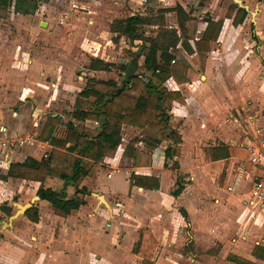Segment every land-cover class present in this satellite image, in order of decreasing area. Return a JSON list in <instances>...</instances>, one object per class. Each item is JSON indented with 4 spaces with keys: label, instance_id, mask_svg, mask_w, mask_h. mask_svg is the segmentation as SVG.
I'll return each instance as SVG.
<instances>
[{
    "label": "rangeland",
    "instance_id": "obj_1",
    "mask_svg": "<svg viewBox=\"0 0 264 264\" xmlns=\"http://www.w3.org/2000/svg\"><path fill=\"white\" fill-rule=\"evenodd\" d=\"M185 1L170 0V3L175 5ZM203 1L199 8L192 0L185 4L187 9H195L194 15L187 19V33L182 35L193 37L197 28H202L201 19L210 15L223 21L218 38L210 42V49L203 59L197 54L186 57L188 81L177 84L172 79L165 81L168 87L183 92L184 101L172 104L169 126L183 133L190 155L195 148L215 141L245 146L247 138L253 145L264 138V0H241L248 6V13L237 26L225 17L228 5L235 3L234 0ZM37 3L31 14L14 12L10 7L0 16V135L14 133L6 129L14 111L23 115L24 120L28 118L29 129L35 127L29 121L35 109L41 115L58 111L68 119L74 96L87 77H112L120 83L119 69L91 71L88 69L90 58L126 63L131 61L138 48L135 45L132 48L123 38L117 43L111 41L110 20L130 13L125 0H37ZM164 3L161 1L157 5ZM165 17L167 25L176 23L173 13H167ZM141 63L140 56L135 71L142 70ZM139 135L138 128H123L122 154L126 146L143 153L150 152L136 142ZM3 150L0 148V155ZM113 153H108L107 160ZM192 159L190 172L179 174L185 179L195 169L194 180H183L189 183L183 201L194 202L189 210V233L196 247L202 250L220 247L218 254L202 253L194 257L184 252L187 239L177 226L174 210L173 214L172 209L159 213L149 197L141 195L127 201L118 193L106 191L105 184L101 187L96 181L88 180L93 194L74 214L79 219L75 225L78 229L84 226L86 232L78 230L75 234L79 254L74 256L72 252L73 261L77 262L81 256L83 246L86 252L78 264H139L140 259L130 249L136 239V230L144 225L150 226L158 239L153 264H236L227 260L230 252L249 257L254 244H264V200L252 202L249 197L255 178L250 173L251 163L241 161L244 171L235 177L239 185L230 193L222 187L216 188L213 173L202 176L197 160ZM130 162L124 156L119 165L129 167ZM4 163L5 160L0 158V170L4 169ZM112 169L106 167L103 172ZM238 171L240 169L236 173ZM174 187L172 185L171 189ZM25 190L12 180L0 181V204L7 201L14 213L18 205L29 199ZM181 203L182 200H176L174 207ZM158 208L162 210L160 206ZM7 219L0 210V264H34L31 260L34 255L39 257L41 264H68L71 261L62 259V252L68 249L59 247L60 240L64 242L69 237H59V229L56 228L53 235L45 232L42 243L37 246L19 233L11 234L9 231H15V227L8 228ZM16 226V229L21 228L20 223ZM70 227L74 228L73 224ZM56 239L60 243L57 244Z\"/></svg>",
    "mask_w": 264,
    "mask_h": 264
},
{
    "label": "trees",
    "instance_id": "obj_2",
    "mask_svg": "<svg viewBox=\"0 0 264 264\" xmlns=\"http://www.w3.org/2000/svg\"><path fill=\"white\" fill-rule=\"evenodd\" d=\"M157 1L144 0L145 10L149 12L147 15L134 13L116 17L108 24L112 42L117 43L122 36L133 46L135 41L141 42L136 46L139 48L143 45L139 55L142 57V70L135 71L128 80H125L128 62L115 63L102 57H91L88 63L89 70L108 72L114 68L119 69L120 83L113 78L87 77L84 86L74 97L66 121L59 114L46 115L37 138L51 146L47 156L40 158L26 156L21 161L9 162L6 171L0 172L1 180L12 177L38 181L40 183L36 190L38 198L46 200L55 215L67 217L86 203L84 196L90 191L82 181L93 176L107 152L115 150L121 144L124 124L139 128L142 140L150 146H157L163 140L169 141L164 149L163 166L168 165L167 159L179 155L182 136L175 128L169 126V111L174 101H184V95L180 89L168 87L165 81L168 79L176 83L188 81L189 63L186 57H179L175 49L180 44L187 54L196 53L203 59L210 49V42L218 38L223 21L210 15L203 17L205 25L202 34L194 39L192 47L187 37L182 35L184 22L191 17L190 11L186 12L180 4L158 7ZM37 6V0H0V16L10 7H13L14 12L31 14ZM165 13L175 15L181 35H178L175 28L166 26ZM247 13L244 7L231 3L227 7L225 17L231 19L233 26H237L243 22ZM151 25L156 27H147ZM147 31L154 32V35H148ZM63 122V135L54 134L55 128ZM125 153L131 157L133 166L151 163L150 155L137 149L126 146ZM247 156L245 146L223 141L200 148V160L205 171H215L220 159H228L230 162L234 157ZM171 167L179 168L176 160L172 161ZM227 173L228 168L224 172V177ZM46 177L61 179L64 184L60 189L46 187L42 184ZM129 184L143 189H157L159 178L132 170L129 173ZM68 185L74 189L71 196L66 192ZM183 187L178 174L176 187L171 194L177 196ZM0 210L7 216L12 213V207L7 201L0 204ZM179 212L185 220L181 230L187 239L183 251L194 257L202 253L217 254L220 247L217 249L210 247L207 250L196 247L189 233L190 221L187 210L180 207ZM23 214L32 222L39 220L38 207L35 204L27 206ZM157 246L158 239L153 231L148 226H142L137 231V239L131 252L139 257V264H153ZM250 254L254 260L233 252L227 255V260L236 264H264V244H254Z\"/></svg>",
    "mask_w": 264,
    "mask_h": 264
},
{
    "label": "crops",
    "instance_id": "obj_3",
    "mask_svg": "<svg viewBox=\"0 0 264 264\" xmlns=\"http://www.w3.org/2000/svg\"><path fill=\"white\" fill-rule=\"evenodd\" d=\"M161 1H164L166 3H164L163 5H157L158 7L174 6V5H172V3H170V0H158L157 3H160ZM125 2H126L127 7L129 8V11H130V13L128 15H131L134 13H140L143 15L149 14V12H147L145 10L146 7L144 5V0H125ZM192 2L195 4L196 8H199L201 6V3H203L204 1L203 0H192ZM207 3L209 4L210 1H207ZM185 4L186 5L188 4V0L185 2H182V3L180 2V5L184 8V10L186 12L190 11V15L193 16L195 8L187 9ZM166 14L167 13L164 14L165 24H166V17H165ZM114 18H116V17H114ZM214 19H216V18H214ZM187 21L188 20H186L184 22L183 33L184 32L187 33L186 32L187 28H188L187 27ZM201 23H202V28H197L193 37H190V36L187 37V40L192 47H194V39L199 38L202 34L205 23L203 22V20L201 21ZM166 26L175 28L177 30L178 35H181V31L179 30L177 22L174 23L173 26H170L167 24H166ZM147 27H156V26L151 25V26H147ZM147 34L148 35H150V34L154 35V33H148V31H147ZM122 38L128 44H130V46L133 48V45L129 42V40H127L124 36H122L120 38V40ZM138 43H141V42L135 41L134 45L136 46ZM176 49H177L176 50L177 52H179V53L181 52V54L183 53L184 57H187L188 55L196 54V53L187 54V52L181 47L180 44L177 45ZM94 72H104V71H94ZM92 76H95V75H92ZM95 77L112 78V77H99V76H95ZM113 79H115V78H113ZM170 88H172V87H170ZM173 103H178V102L174 101ZM171 109H172V105H171ZM35 110L36 111H33V114L30 117L31 119L29 118V121L32 122L31 124L33 126H35L32 128L33 130L29 129V127L27 126L28 125V118H27V121L24 120L23 115L18 114L17 111H14V117L12 118V121H8V123H7L8 128H6V129L9 130L11 133L14 132V133H17L18 135H21V136H31L34 139L31 141V143L30 142L25 143L24 145H21L19 147L13 148V149H4L3 152L1 153V155L3 154V156L0 155L1 156L0 158H3L5 160V163H4L5 167L3 170H0V172H5L9 162H11V161H21L26 156H32L35 158H40L43 156L44 153L47 154L48 151L50 150L51 146L47 142L38 140L37 135L39 134V132L43 126V123L45 121L46 115L48 113L59 114L61 116H62V113L58 112V111H52V112H45L41 115V113L38 111V109H35ZM170 112H171V110L169 111V113ZM170 118H171V113H170ZM170 118H169V121H170ZM63 120L66 121L67 119L63 118ZM36 126H38V127H36ZM125 126L137 128V127L129 125V124H124L122 127V132H123V128H125ZM176 130L182 136V143L179 144V155L174 156L172 159H167L168 165L166 167L163 166V161H164L163 155H164V149L168 145L169 141L163 140L157 146L153 147V146L146 144L142 140L141 133H140L139 137L136 139V142H138V144H143L146 148L150 149L149 153H145V154L150 155V158H151L150 164L142 163L138 166H133L131 164L132 163L131 157L129 155H127L125 153V151L122 154L123 148L121 147V144H119V146L115 150H113L114 153H113L112 157H110V160L109 159L107 160V156H108V153L113 152V151L107 152L106 156L104 157L103 161L100 163L95 174L93 176L84 178V180L82 181V184L85 185L87 187V189L90 191L89 194H86L84 196V198L86 200V203L84 205H86L88 203L90 195L93 194L92 187L90 185H88L87 182H88V180L96 181V184H98L101 187L103 186V184H105L106 191L108 190V192L111 191L113 193H118V195H121L122 198H124V197L127 198V201L128 200L132 201L135 199L136 196H141V195L149 197V199L151 198L150 200H153V202H154L155 211H157L159 213H161V211H165V212L169 211L170 212L172 209L171 214H173V210H174V212L176 213L175 218L178 222L177 226L179 229H181L185 225V220L182 217V215L180 214L179 208L183 207L187 210L188 219L190 221L189 210H190V207H192V205L194 203V202H191L190 200H187L186 202L183 201L184 190H186L188 188V184H189L188 182L184 183V181L186 182V180H190V181L194 180L193 179V177H194L193 172L195 169L193 171H191V174H189L187 176V178L184 179V177L183 178L180 177L182 181L184 180L183 181L184 187H183L182 191L177 196H173L171 194V192L176 187V179H177L178 174H180V176H181L182 172H186V171L190 172V170L192 169V167L189 166L193 162V161H191V160H193L192 158H194L195 161L197 160L196 162L198 165L197 164L196 165L198 167V172L200 171L202 176L207 177V174L209 175L210 173H213V175L216 177V180H217L216 188L218 190H220L221 187L225 190H228L230 193H231V191L236 190V188L239 185V181L235 177L238 175V173H242V171H244L243 168L241 167V161L242 160L248 161V156L246 158L234 157V158H232V160L230 162L228 159H220L218 161V166H217V169L215 171H205L204 166L200 160V148L215 145L218 141H215L212 144L199 146L198 148H195L194 151H191V155H190V151H189L188 147L185 146V142H184L185 136L183 135V133H181V131L179 129H176ZM63 132H64V122L55 128L54 134L63 135ZM221 141L229 143V144H234L233 142H227L224 140H221ZM246 142L247 143L249 142V138H247ZM158 152H159V156H157ZM124 156L128 157L131 162L129 164V167L122 168L119 165V160H120V158H122ZM190 156H192V157H190ZM173 160L177 161L178 166H179L178 169L171 167ZM207 160L209 161L210 158H207ZM106 167H108V168L112 167L113 169L109 172H103V169H105ZM227 168H228V173H227V176L224 177V172L227 170ZM239 169H240V172L238 171L236 173V170H239ZM132 170H134L136 173H139V174H147V175L157 176L159 178V187L157 189L149 190V189H143L141 187H137V186H133V185L131 186L129 184V173ZM245 172L249 173V170H245ZM250 173L254 176V168H253L252 164H251V168H250ZM107 175H109V177H107ZM173 176L175 179H173ZM11 180L14 181L15 183H19V185H22L23 187L26 188L25 194H27V196L29 197V199L26 202H31L32 204L37 205L39 220L37 222H32L24 214H20L18 218L16 217L15 219H12L10 221L9 225H7L8 228L9 227H11V228L15 227V231H9V232H11V234H13L14 232L19 233L20 236H22V238H24V239L29 238L32 240L31 242L33 244L40 246V244L42 243L41 237H43L45 235V232L46 233L52 232V235H53L54 234L53 232L57 228L60 230L59 237L63 236V238H66V239H67V236L69 237V240H66L64 242H62V240H60L61 244H59V247L64 246L66 249H68L67 252L66 251L62 252L63 253L62 259H64V262H66L67 260H71L68 264L81 263L80 258H81V256L83 257V254H85V252H86L85 250H83V246H81V248H82L81 249L82 251H80L81 256L78 257L79 259L77 260V262L73 261L71 255L73 253H74L73 254L74 256L76 253L79 254V252H78L79 250H76V247H75V244H76L75 239L77 238V236H75V234L78 232V230L83 232V233L86 232V231H84V226H81L78 229L77 225H75V222L78 221L79 219L76 218V216L74 215L81 208H83L84 205H81L79 207V209L73 211L67 217L57 216L53 213V209H52L51 205L46 200L39 199L38 196L36 195V190H37L38 186L40 185V183L38 181H31V180L12 178V177L7 178L6 180L0 179V181H3V182H9ZM42 184L46 187H51L54 189H60L63 186L64 182L58 178L46 177ZM172 185H175V187L171 189ZM66 192H67L68 196H71L74 192L73 187L68 185L66 187ZM35 196L37 198H35ZM249 197H250V190H249ZM176 200H182V203L180 205H178L177 207H174ZM158 206H160V208L162 210H160L158 208ZM18 223L21 224L20 229H16V227H17L16 225ZM71 224H73L74 228L70 227ZM144 226H147V225H144ZM141 227H139L136 230V239H137V231ZM148 227H150V226H148ZM190 228H191V221H190ZM73 229H76V230L74 231ZM150 229H151V227H150ZM189 232H190V230H189ZM153 233H154V231H153ZM85 237H87V235ZM81 238H83V237H81ZM136 239H135V241H136ZM60 241H57V239L55 240V242L57 244L60 243ZM133 244H132V246H133ZM132 246H131V248H132ZM29 254H30V251H29ZM34 256L31 259L34 261V264H41L39 257L36 256L37 257V261H36V257H34ZM247 258L254 260L253 256L250 253H249V257H247Z\"/></svg>",
    "mask_w": 264,
    "mask_h": 264
},
{
    "label": "built area",
    "instance_id": "obj_4",
    "mask_svg": "<svg viewBox=\"0 0 264 264\" xmlns=\"http://www.w3.org/2000/svg\"><path fill=\"white\" fill-rule=\"evenodd\" d=\"M262 136V134L260 135ZM34 138L31 136H20L13 133L11 136L0 135V148L13 149L31 143ZM248 151V161L254 168V182L250 188V199L252 202L264 200V138H261L259 143L254 144L249 142L245 145ZM47 154L44 153L43 157ZM109 177V175H107Z\"/></svg>",
    "mask_w": 264,
    "mask_h": 264
},
{
    "label": "water",
    "instance_id": "obj_5",
    "mask_svg": "<svg viewBox=\"0 0 264 264\" xmlns=\"http://www.w3.org/2000/svg\"><path fill=\"white\" fill-rule=\"evenodd\" d=\"M234 2H235L238 6H242V7H244L245 9H247V7H248L247 5H243L242 2H241V0H234ZM142 46H143V45H141V46L136 50V52H135L133 58L131 59L130 62H128L127 66H126V70H125V80H128L129 77H130L132 74L135 73V69H136V61H137V59H138V57H139V55H140V52H141V48H142ZM35 198H37V197L35 196ZM30 204H31V202H26V203H24V204H22V205H18L17 210H16L14 213H11L10 216H8V219H7L8 222H6V223H10V221H11L12 219H14V217H15L18 213L23 214L24 211H25V208H26L27 206H29ZM3 224H5V222H3ZM8 225H9V224H8Z\"/></svg>",
    "mask_w": 264,
    "mask_h": 264
}]
</instances>
